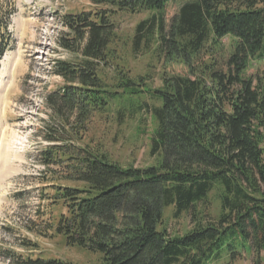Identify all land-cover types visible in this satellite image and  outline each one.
<instances>
[{
    "label": "trees",
    "instance_id": "obj_1",
    "mask_svg": "<svg viewBox=\"0 0 264 264\" xmlns=\"http://www.w3.org/2000/svg\"><path fill=\"white\" fill-rule=\"evenodd\" d=\"M89 1L106 8L62 16L68 31L59 45L80 57L58 62L54 73L65 86L47 98L59 117L75 112L78 130L113 106L118 117L147 106L153 162L120 164L101 149L49 139L45 163L60 155L70 160L75 183L50 187L53 203L66 208L54 234L66 246L100 252L104 264H208L224 254L235 261L254 255L258 264L264 252V75L246 72L264 58V0H183L168 23L170 0ZM116 11L151 13L135 25L132 55L164 57L184 65L186 74L163 67L161 85L153 89L147 78L128 75L113 49ZM224 37L231 42L227 55L221 54ZM10 43L8 34L0 35V59ZM100 63L121 67L111 83L102 79ZM168 207L174 219L188 215L191 227L182 235L164 224ZM22 246L27 253L10 251V264H75L33 255L35 243Z\"/></svg>",
    "mask_w": 264,
    "mask_h": 264
},
{
    "label": "rangeland",
    "instance_id": "obj_2",
    "mask_svg": "<svg viewBox=\"0 0 264 264\" xmlns=\"http://www.w3.org/2000/svg\"><path fill=\"white\" fill-rule=\"evenodd\" d=\"M182 3L183 0L168 2L167 23ZM105 8L89 0H0V35L8 34L11 39L0 59V264H10V251L27 253L23 243L37 245L33 255L40 253L75 264H104L100 252L66 246L62 237L54 234L57 218L65 214L66 208L61 201L53 203L56 198L50 187L75 183L69 178L70 160L61 161L60 155L54 163H45V151L53 144L49 139L63 137L69 139L66 144L80 149H101L120 164L142 167L153 162L148 154L153 124L145 112L147 106L127 112V117H118V107L113 106V110L92 114L84 128L78 130L75 112L70 117L67 112L59 117L47 98L65 86L63 78L54 73L58 62H75L80 57L59 45L58 40L68 31L61 23L62 16ZM149 14L116 11L111 20L117 35L113 49L115 55L125 59V72L147 78V85L153 89L161 85L163 67L175 74H186L187 70L164 57L156 62L146 54L132 55L130 41L135 25ZM222 43L221 54L227 55L230 38L224 37ZM98 67L107 83L114 80L115 71L121 68L116 63H100ZM246 73L264 75V58L252 61ZM54 98L60 105L61 101ZM143 99L150 102L148 95ZM209 198L216 200L213 192ZM217 206L214 203V211ZM166 210L164 224L170 234L182 235L191 227L188 215L174 219L171 207ZM259 259L258 264H264V252ZM208 264H255V256L244 254L235 261L224 254Z\"/></svg>",
    "mask_w": 264,
    "mask_h": 264
}]
</instances>
